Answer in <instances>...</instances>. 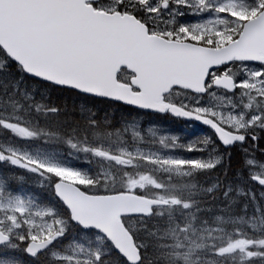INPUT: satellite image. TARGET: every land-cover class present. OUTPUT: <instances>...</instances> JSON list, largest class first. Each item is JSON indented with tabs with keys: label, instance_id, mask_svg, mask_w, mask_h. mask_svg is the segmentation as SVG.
Instances as JSON below:
<instances>
[{
	"label": "snow or ice",
	"instance_id": "1",
	"mask_svg": "<svg viewBox=\"0 0 264 264\" xmlns=\"http://www.w3.org/2000/svg\"><path fill=\"white\" fill-rule=\"evenodd\" d=\"M0 264H264V0H0Z\"/></svg>",
	"mask_w": 264,
	"mask_h": 264
},
{
	"label": "rangeland",
	"instance_id": "2",
	"mask_svg": "<svg viewBox=\"0 0 264 264\" xmlns=\"http://www.w3.org/2000/svg\"><path fill=\"white\" fill-rule=\"evenodd\" d=\"M152 122L157 128L163 129L170 134L177 135L181 138L184 137L183 128L179 122L172 121L169 118L159 119L157 117L152 118Z\"/></svg>",
	"mask_w": 264,
	"mask_h": 264
},
{
	"label": "flooded vegetation",
	"instance_id": "3",
	"mask_svg": "<svg viewBox=\"0 0 264 264\" xmlns=\"http://www.w3.org/2000/svg\"><path fill=\"white\" fill-rule=\"evenodd\" d=\"M157 118L164 119V118H168V117H157ZM172 121H176V120H172ZM180 122H181V126L183 128V134H184V137H185L186 134L190 133L191 128L188 126V122H185V121H180Z\"/></svg>",
	"mask_w": 264,
	"mask_h": 264
}]
</instances>
